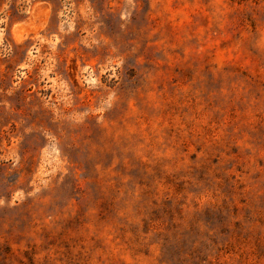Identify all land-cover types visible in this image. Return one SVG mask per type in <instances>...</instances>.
Instances as JSON below:
<instances>
[{"label":"rangeland","instance_id":"rangeland-1","mask_svg":"<svg viewBox=\"0 0 264 264\" xmlns=\"http://www.w3.org/2000/svg\"><path fill=\"white\" fill-rule=\"evenodd\" d=\"M0 264H264V0H0Z\"/></svg>","mask_w":264,"mask_h":264}]
</instances>
